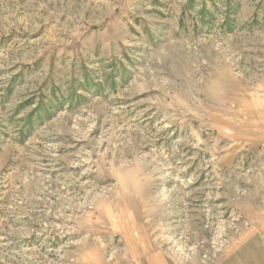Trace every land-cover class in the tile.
I'll return each mask as SVG.
<instances>
[{
  "label": "rangeland",
  "instance_id": "374dc122",
  "mask_svg": "<svg viewBox=\"0 0 264 264\" xmlns=\"http://www.w3.org/2000/svg\"><path fill=\"white\" fill-rule=\"evenodd\" d=\"M0 264H264V0H0Z\"/></svg>",
  "mask_w": 264,
  "mask_h": 264
}]
</instances>
